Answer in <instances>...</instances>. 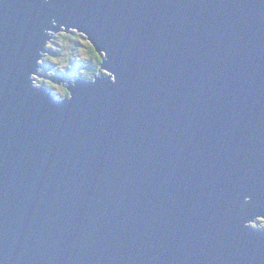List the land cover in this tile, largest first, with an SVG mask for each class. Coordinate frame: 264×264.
Returning a JSON list of instances; mask_svg holds the SVG:
<instances>
[{"label": "water", "instance_id": "95a60500", "mask_svg": "<svg viewBox=\"0 0 264 264\" xmlns=\"http://www.w3.org/2000/svg\"><path fill=\"white\" fill-rule=\"evenodd\" d=\"M45 28L102 58L71 100ZM256 216L264 0H0V264H264Z\"/></svg>", "mask_w": 264, "mask_h": 264}, {"label": "trees", "instance_id": "16d2710c", "mask_svg": "<svg viewBox=\"0 0 264 264\" xmlns=\"http://www.w3.org/2000/svg\"><path fill=\"white\" fill-rule=\"evenodd\" d=\"M60 36V38H57L59 41H55L53 46L49 45L51 53L48 54L52 55V58L58 62H45L42 72L49 76L60 75L65 80H71L73 77L93 79L101 72L100 66L102 58L90 42L87 44V38L75 31L72 33L62 32ZM69 40L72 42L71 45H68ZM81 49L86 52V59L78 53ZM45 82L47 80H44L43 84ZM48 83L52 84V81L50 80ZM62 89L63 91L61 90L56 93L66 95L68 90L65 87Z\"/></svg>", "mask_w": 264, "mask_h": 264}, {"label": "clouds", "instance_id": "9594fccd", "mask_svg": "<svg viewBox=\"0 0 264 264\" xmlns=\"http://www.w3.org/2000/svg\"><path fill=\"white\" fill-rule=\"evenodd\" d=\"M46 2L49 3V4L51 5V0H46ZM46 23L51 24V25L53 26V28H54L55 26H57V24H58V20H57L56 18H51V19L47 20ZM71 29L75 30V29H77V28H76V27H73V28H71ZM44 32H45L46 35H48V36H50V37H53V36H54V33H56V32L53 31L51 28H45V29H44ZM61 32H65V31L62 30ZM66 33H68V32H66ZM84 37H85V36H84ZM85 38H87V37H85ZM51 40H52V39H49V40H47V41L45 42V47H46L49 51H51V50L49 49V44H50V41H51ZM89 42H90V41H89ZM104 53H106V52H104ZM46 54H47V52H45V51H41L40 54H39L41 58L38 60V63H39V65H41L42 67H43V65H45L44 60H45ZM106 59H107V53H106V58H105V60H106ZM104 62H105V61H104ZM42 67L39 69V72H41ZM43 69H44V68H43ZM55 76H60V75H55ZM55 76H51V77H50V80L52 79V77H55ZM60 77H62V76H60ZM98 77H100V76H98ZM98 77H97V78H98ZM108 77H109V76H108ZM62 78H63V77H62ZM78 78H81V77H78ZM78 78L73 77V78L71 79V80H72V85H73V86H75V80L78 79ZM83 78H84V77H83ZM97 78H95V79L87 78V79H88L89 81L95 83L96 80H97ZM29 79L31 80L32 85H33L35 88H38V89L41 88L42 85L47 84V83H45V84L42 83V85H41V83H40L41 76L38 75V74H36V73H32V74H30ZM110 79H111V81H112L113 83L117 82V76H116L114 73H112V72H111ZM64 80H65V79L63 78V81H64ZM71 80H65V83L67 84V86H68L69 81H71ZM63 81H62V82H63ZM73 81H74V82H73ZM53 83H55V82H53ZM58 84H59V83H58ZM47 86H48V88L50 87V85H48V84H47ZM68 87H69V86H68ZM49 89H51V88H49ZM51 90H52V89H51ZM53 90L55 91L54 88H53ZM53 90H52V93H53V95L56 97V99H57L59 102H64V101H66V100H71V99L74 98V97H73V93L71 94L70 97H65V96H63V95L57 94L56 91L54 92ZM62 91H63V89H62ZM251 203H252V197H251V196H246V197L244 198V203L241 204L240 207H241V209H244L245 207H247V206H248L249 204H251ZM244 227H246V228H252V229H254V230L264 232V216H256V217H254L253 219L247 220V221L245 222V224H244Z\"/></svg>", "mask_w": 264, "mask_h": 264}, {"label": "rangeland", "instance_id": "374dc122", "mask_svg": "<svg viewBox=\"0 0 264 264\" xmlns=\"http://www.w3.org/2000/svg\"><path fill=\"white\" fill-rule=\"evenodd\" d=\"M62 33V32H61ZM78 34H80V35H83L82 33H78ZM56 36V37H55ZM61 36L60 35H58V34H55L54 33V38L52 39V41H51V43H50V45L51 46H53L54 45V43H55V41H59L57 38H60ZM88 42H89V40L87 39V44H88ZM72 44V42L69 40L68 41V45H71ZM78 53L80 54V55H82L85 59H86V52H84V50L83 49H81L80 51H78ZM67 57V56H66ZM53 60H55L54 58H52V55H46V57H45V61H44V63L46 62H58L57 60H55V61H53ZM42 71H43V67H42ZM41 71V79H40V83L42 84L43 83V81L44 80H47V82H45V83H47L48 85H50V87L53 89V87L56 89L55 91L56 92H59V91H61L62 90V88H64L65 87V84H62V83H60V84H58V83H53L52 82V84H49L48 82L50 81V77L51 76H49V75H47L46 73H44V72H42ZM101 73V72H100ZM99 73V74H100ZM63 82H65V80L63 81Z\"/></svg>", "mask_w": 264, "mask_h": 264}]
</instances>
